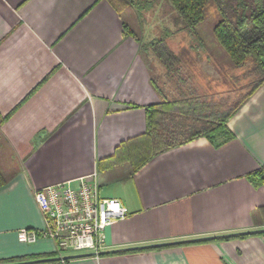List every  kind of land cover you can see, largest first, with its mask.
Instances as JSON below:
<instances>
[{
  "label": "crops",
  "instance_id": "1",
  "mask_svg": "<svg viewBox=\"0 0 264 264\" xmlns=\"http://www.w3.org/2000/svg\"><path fill=\"white\" fill-rule=\"evenodd\" d=\"M162 71L108 0H0V112L15 111L1 138L19 165L0 187V260L264 264V235L222 238L264 232V186L248 179L264 165V86L229 120L234 140L218 147L200 138L138 172L108 165L145 134ZM95 172L102 195L129 211L105 230L103 255L60 258L50 239L20 240L21 230L44 228L36 190L77 186Z\"/></svg>",
  "mask_w": 264,
  "mask_h": 264
},
{
  "label": "trees",
  "instance_id": "2",
  "mask_svg": "<svg viewBox=\"0 0 264 264\" xmlns=\"http://www.w3.org/2000/svg\"><path fill=\"white\" fill-rule=\"evenodd\" d=\"M108 1L123 19L125 33L139 43L141 51L145 52L146 49L147 52H153L163 67L162 73L158 77H153V86L161 97V103L147 110L145 134L122 144L121 149L116 152V158L109 160L108 165L129 163L133 171L138 172L155 156L197 139H208L218 147L234 140L235 136L228 127L229 120L264 86V0ZM159 1L168 2L177 14L176 24L181 26L183 31L195 36L198 34V27L205 20L206 7L213 3L220 16L213 36L233 62V67L222 69V73L225 77V73L230 75L231 72L243 71V81L248 82L250 90L244 94H235L239 80L231 75L236 87L228 88L225 94H220L217 86L204 88L199 84L198 73L193 70L194 64L201 62L200 57L197 56L196 62L191 55L186 57L184 51L174 50L168 41L172 37L170 32L148 44L143 43V38L139 37L124 19V12L129 9L135 10L139 18H142V12L150 11ZM232 96L236 98L233 99ZM13 113L3 116L0 112V138L3 125ZM248 179L257 188L264 186V165L251 173ZM5 182L4 173L0 168V187ZM258 234L264 235V232L256 231L222 238L229 240ZM201 241L204 240L178 242L146 249H162ZM119 253L121 252L112 254ZM0 264L24 263L23 259H9L0 260Z\"/></svg>",
  "mask_w": 264,
  "mask_h": 264
},
{
  "label": "built area",
  "instance_id": "3",
  "mask_svg": "<svg viewBox=\"0 0 264 264\" xmlns=\"http://www.w3.org/2000/svg\"><path fill=\"white\" fill-rule=\"evenodd\" d=\"M34 198L43 215L44 228L23 229L19 238L30 244L50 239L60 258L70 251L100 257L106 248L107 227L129 216L120 200L102 195L97 172L80 180L77 186L59 184L36 190Z\"/></svg>",
  "mask_w": 264,
  "mask_h": 264
},
{
  "label": "rangeland",
  "instance_id": "4",
  "mask_svg": "<svg viewBox=\"0 0 264 264\" xmlns=\"http://www.w3.org/2000/svg\"><path fill=\"white\" fill-rule=\"evenodd\" d=\"M141 15L142 18H139L135 10L129 9V11L124 12L123 17L137 35L143 38V43L148 44V42L160 38L164 33L170 32L172 37L168 41L174 50L177 52L184 51L186 57L191 55L195 61L199 56L201 62L194 64L193 70L198 73L199 84L204 88L217 86V91L220 94H225L228 88L234 87L235 83L232 79L234 76L239 80L235 94H244L250 90L251 87L247 86L248 82L243 81V71L231 72L232 77L229 73H225L226 76L224 77L222 73V69L232 68L233 62L213 36V30L220 21L219 13L213 3L205 9V20L198 27L197 36L190 35L176 24L177 14L168 2H156L153 9L144 11ZM145 52H147L146 49ZM232 98L235 99L236 97L232 96ZM0 168L6 178L12 176L19 169L17 161L13 158L11 150L3 138H0Z\"/></svg>",
  "mask_w": 264,
  "mask_h": 264
}]
</instances>
